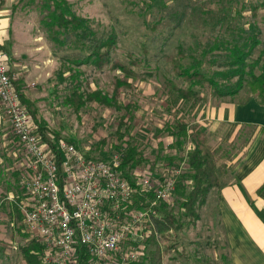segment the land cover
Here are the masks:
<instances>
[{"label":"rangeland","instance_id":"obj_1","mask_svg":"<svg viewBox=\"0 0 264 264\" xmlns=\"http://www.w3.org/2000/svg\"><path fill=\"white\" fill-rule=\"evenodd\" d=\"M67 1L75 13L90 20L91 26L100 34L113 33L116 36V48L111 53L114 60L132 65L135 59H139L146 66L144 71H153L154 76H148L146 80H127L124 72L112 70L111 66L103 69L76 66L62 59L63 53L55 56L48 34L41 25L42 18L46 17V11L42 9L43 1H21L16 7L18 21H14L12 33L14 46L18 47L22 55L28 59L30 57L34 71L43 70L33 76L35 81V78L40 81L36 87L19 91L23 99L32 105L30 112L22 100L32 116L35 130L42 141L52 148L60 141H69L76 144L88 158L107 159L127 147L117 135L121 128L120 133L124 139H135V145L153 164V170L150 164L137 168L133 172L135 181L143 176L154 177L157 185L164 184L168 179L178 180L189 168L188 154L193 147L189 139L187 146L171 148L173 139L167 132V126L177 120L193 124L200 114H204V109L210 103L215 106L219 100L214 98L211 89L201 93V96H208L206 102L198 105L182 98L171 84L182 88L187 85L175 78V61H189L191 53L203 51L205 41L216 39L217 36H228L231 30L237 29L238 21L253 19L264 29V0ZM253 6H261L256 16L252 12ZM131 54L133 58H130ZM48 59L52 61L46 65L44 60ZM208 62L206 59L204 66L209 67ZM38 63L39 67H35ZM27 76L30 77V73ZM125 81H128L127 85H117ZM76 85H80L81 92L85 94L84 104L80 107H77L78 103L72 100L70 94ZM247 91L250 89L246 87L240 94H247ZM95 93L101 94V98L111 99L112 107L89 100V95ZM124 116L125 123L121 124ZM210 141L213 150H222L218 154L220 172L216 177L224 174V178L230 167L238 165L246 149L241 147L238 138L232 142L218 139ZM17 142L22 150L21 144ZM167 156L176 157L170 163V168L161 159ZM4 176L8 174L4 172ZM0 189V201L1 197L7 198L9 193L16 198H27L18 184H4ZM210 198L207 206L202 196L193 210H187L182 208L181 196L177 192L168 197L166 201L173 206L171 208L169 204L177 221L174 225L176 228L170 233L161 234L151 214L149 226L144 230L145 250L136 264H144L147 255L156 247H160L162 257L161 261L154 264H230L228 247L218 225L217 194ZM3 207L0 220V264H26L23 249H32L30 244L36 240L25 232L18 206L6 199ZM152 236L157 242L150 246Z\"/></svg>","mask_w":264,"mask_h":264},{"label":"built area","instance_id":"obj_2","mask_svg":"<svg viewBox=\"0 0 264 264\" xmlns=\"http://www.w3.org/2000/svg\"><path fill=\"white\" fill-rule=\"evenodd\" d=\"M11 64L0 49L1 110L23 150L19 187L27 198L7 200L18 206L25 232L43 247L41 264H80L82 253L87 264H136L152 212L130 209L135 190L119 171L120 157L92 159L72 142L55 148L44 143L16 89ZM156 183L150 176L138 181L156 195L153 206L175 192L176 178ZM1 212L0 206V220Z\"/></svg>","mask_w":264,"mask_h":264},{"label":"trees","instance_id":"obj_3","mask_svg":"<svg viewBox=\"0 0 264 264\" xmlns=\"http://www.w3.org/2000/svg\"><path fill=\"white\" fill-rule=\"evenodd\" d=\"M42 1V9L46 11V14L44 13L46 17L42 18L41 25L48 34V40L55 56L63 53L62 59L76 66H92L96 69L111 66L112 70L124 72L127 80H146L148 76H154L153 71H144L143 68L146 66L139 59H135L132 65L114 60L111 53H114L116 48V36L113 33L109 35L100 34L91 26L90 20L75 13L67 0ZM259 7H252L254 16H256ZM220 37L217 36L216 39L205 41L202 47L203 51L191 53L189 61L184 63L175 61L177 72L174 76L186 82L187 85L182 88L171 83L173 88L186 101L192 100L194 105H198L201 102H206L208 95L201 96V93H205L209 89H211L214 98L220 100L234 98L247 87L250 89L247 92L256 96L264 105V29L257 21L245 19V21H238V28L231 30L228 36ZM0 49L5 51L1 46ZM130 58H133L132 54ZM206 59L209 61V67L204 66ZM127 84L128 81L117 83L119 87ZM16 89L18 91L21 89L18 84H16ZM80 89L81 86L76 85L70 91L72 100L78 103L77 107L84 104L85 94ZM101 96V94L95 93L89 95V100H96L112 107L111 99L101 98ZM21 97L32 112L31 103L25 98L23 99V96ZM34 115L36 114L34 113ZM124 118L125 116L122 117L121 124L125 123ZM121 130L120 128L117 131V135L127 147H123L113 155L120 157L119 171L135 190L130 209L132 211L144 209L152 212L153 220L158 225L159 232L161 234L170 233L174 231L176 228L174 225L177 223L171 210L173 206L168 201H165L168 205L161 201L158 205L153 206V202L156 200L154 192L144 191L138 185V180L135 181V177H133V172L137 168L148 166L152 161L146 158L140 148L135 145V143L137 144L135 139L132 137L124 139L125 137L120 133ZM167 132L173 139L171 148L179 149L183 145L187 146L189 139L190 145L192 144L193 149L190 146L192 151L188 154L189 168L180 175L178 180L176 179L175 195L177 192L181 196L182 208L193 210L202 196L203 202L206 201L210 192L221 184V178L224 174L219 177L216 176L220 172L217 160L219 161L220 156L218 154L222 150L212 149L208 143L206 131L196 122L188 124L177 120L167 126ZM160 148L162 149V147ZM161 159H164L165 166L170 168V163H173L176 157L167 156ZM152 165L150 164V166ZM151 169H154L153 166ZM152 238L149 241L150 246L151 244L156 245L157 242L154 236ZM32 242L30 244L32 249H27V247L23 249L25 262L26 264H41L38 253L43 247L36 241ZM160 251V247L150 251V255H147L144 264H154L158 263L159 260L161 261ZM80 264H87L84 253L81 255Z\"/></svg>","mask_w":264,"mask_h":264},{"label":"crops","instance_id":"obj_4","mask_svg":"<svg viewBox=\"0 0 264 264\" xmlns=\"http://www.w3.org/2000/svg\"><path fill=\"white\" fill-rule=\"evenodd\" d=\"M20 2L0 0V46L11 52V66L18 87L30 89L40 83L33 76L43 70L34 71L30 57L22 55L14 46L12 33L14 21H18L16 7ZM44 61L48 65L52 60ZM35 67H39V63ZM212 105L210 103L204 114L196 119V123L206 131L208 141L232 142L238 138L241 147L246 150L238 165L230 167L220 186L210 192L206 206L210 196L217 194L218 225L228 247L230 264H264V105L248 93L220 99L215 106ZM15 139L5 114L0 110V188L4 184L19 185L25 158ZM4 172L8 176H4ZM1 199L2 208L8 197Z\"/></svg>","mask_w":264,"mask_h":264}]
</instances>
